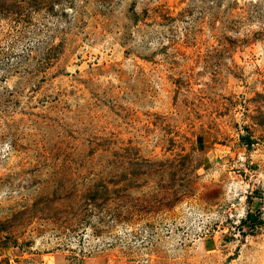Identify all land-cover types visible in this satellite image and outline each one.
Wrapping results in <instances>:
<instances>
[{"label": "rangeland", "instance_id": "rangeland-1", "mask_svg": "<svg viewBox=\"0 0 264 264\" xmlns=\"http://www.w3.org/2000/svg\"><path fill=\"white\" fill-rule=\"evenodd\" d=\"M0 264H264V0H0Z\"/></svg>", "mask_w": 264, "mask_h": 264}]
</instances>
